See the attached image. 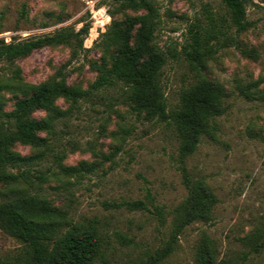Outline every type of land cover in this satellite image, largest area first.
I'll use <instances>...</instances> for the list:
<instances>
[{
  "label": "rangeland",
  "instance_id": "obj_1",
  "mask_svg": "<svg viewBox=\"0 0 264 264\" xmlns=\"http://www.w3.org/2000/svg\"><path fill=\"white\" fill-rule=\"evenodd\" d=\"M206 2L224 12L218 0H156L162 20L154 41L166 54L160 79L168 110L177 106L181 89L193 78L183 46L189 23L195 17L204 18L202 4ZM113 7V0H0V39L5 42L52 33L64 26L77 30L84 23L89 25L83 49L74 56L68 46L59 44L12 61L2 60L0 82L12 81L16 68L22 80L32 84L47 81L62 70L69 84L88 88L97 75L95 65L109 55L101 36L111 23ZM246 17L251 26L234 42L220 46L203 69L229 91L225 111L216 117L218 131L214 139L202 136L183 161L172 127L137 116L118 86L94 89L75 103L60 98L50 112L33 113L51 118L54 149L32 166L22 167L49 174L58 171L54 154L59 151L65 152V164L94 162L90 171L60 175L61 183L51 178L36 188L63 203L73 221L97 220L111 241L107 264H128L166 240L172 210L187 194L184 172L190 179H203L218 201L209 220L192 222L183 229L165 264H199L196 250L201 239L206 240L214 262L239 261L247 252L245 264H264V100L260 98L264 90V0H251ZM244 47L256 54L243 53ZM255 80L253 97H243L239 86ZM20 96L2 91L0 111L11 110ZM6 118L0 115V120ZM88 141H94L96 149H87ZM14 150L22 155L35 152L23 144L14 145ZM132 199H141L146 208L129 210L115 205ZM115 230L132 241L120 244L113 236ZM252 235H258L255 244H248ZM24 248L0 228L1 258L13 259Z\"/></svg>",
  "mask_w": 264,
  "mask_h": 264
},
{
  "label": "trees",
  "instance_id": "obj_2",
  "mask_svg": "<svg viewBox=\"0 0 264 264\" xmlns=\"http://www.w3.org/2000/svg\"><path fill=\"white\" fill-rule=\"evenodd\" d=\"M224 12L212 9L210 3L202 4L203 19L195 17L189 23L188 40L183 46L185 59L193 70V78L179 94V103L168 110L161 84V72L166 54L154 41L161 22L156 0H113L109 11L111 23L102 33L101 43L109 50L108 58L95 65L97 75L88 88L71 85L60 70L51 79L37 84L24 82L16 68L13 80L0 82V93L5 90L21 94L9 111H0L7 118L0 120V228L24 244V250L13 259L0 257V264H107V251L111 241L102 233L96 219L87 222L73 221L70 210L47 197L36 184L51 178L90 171L94 162L81 161L77 165L63 162L65 152L54 154L58 171L45 173L32 166L45 157L53 147L55 128L49 116L35 117L36 110L50 112L57 99L75 103L92 90L118 86L132 111L145 119H157L170 125L178 142L181 161L196 149L201 137L214 139L218 131L216 117L225 111L224 101L229 96L226 87L203 73L205 63L220 46L234 42L239 33L251 26L246 17L251 0H218ZM132 10L134 13H126ZM123 13L117 18V13ZM89 25L84 23L75 30L61 27L52 33L5 42L0 39V61H12L29 55L47 45H66L71 56L83 49V39ZM242 52L255 55L254 49ZM258 81L239 86V93L248 99ZM264 100V90L260 94ZM23 144L35 152L22 155L14 145ZM87 149H96L94 141ZM73 146H77L75 143ZM63 149V148H61ZM183 181L187 188L185 198L172 210L166 240L152 251L128 264H165L173 252L178 236L195 221H207L218 201L217 196L203 179H190L186 172ZM63 184V183H62ZM61 184V186H63ZM66 189V187H63ZM129 210L144 209L141 199L122 200L115 203ZM157 211L162 215L161 210ZM120 244H128L131 237L113 231ZM258 235L248 236L247 243L255 244ZM255 247V245H254ZM247 252L236 261L231 258L214 262L205 239L196 250L199 264H245Z\"/></svg>",
  "mask_w": 264,
  "mask_h": 264
}]
</instances>
